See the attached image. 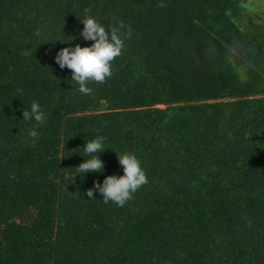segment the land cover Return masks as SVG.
<instances>
[{
    "label": "trees",
    "instance_id": "16d2710c",
    "mask_svg": "<svg viewBox=\"0 0 264 264\" xmlns=\"http://www.w3.org/2000/svg\"><path fill=\"white\" fill-rule=\"evenodd\" d=\"M85 9L130 34L87 95L55 63L90 45L72 39ZM243 11L241 0H0V264H264V24L253 13L241 29ZM33 101L42 122L23 120ZM96 136L105 170L83 178ZM124 151L147 183L123 207L89 200L94 182L123 175Z\"/></svg>",
    "mask_w": 264,
    "mask_h": 264
},
{
    "label": "clouds",
    "instance_id": "9594fccd",
    "mask_svg": "<svg viewBox=\"0 0 264 264\" xmlns=\"http://www.w3.org/2000/svg\"><path fill=\"white\" fill-rule=\"evenodd\" d=\"M79 20L83 29L78 37L72 39L82 37L84 41L91 42L90 45L81 47L76 44L74 47L62 48L55 56V63L62 70H71L70 79L78 85L77 91L87 95L91 92L88 87L90 83H103L111 76L113 61L122 54L125 40L130 38V34L124 35L125 26L122 22L106 29L87 9L84 10L83 19ZM45 119V113L36 101L31 103L28 110H23V120L39 123ZM31 134L36 136L37 132L33 131ZM104 143L103 136L85 140L83 155H80L83 162L75 168L79 173H83V178L90 173L103 174L105 163L101 159V153L105 152ZM115 153L123 175H109L102 182H94L93 188L89 189L86 195L91 200L95 199L94 194L98 193L102 197V203L111 201L116 206L123 207L132 199L133 194L147 183V176L141 161L134 153Z\"/></svg>",
    "mask_w": 264,
    "mask_h": 264
},
{
    "label": "rangeland",
    "instance_id": "374dc122",
    "mask_svg": "<svg viewBox=\"0 0 264 264\" xmlns=\"http://www.w3.org/2000/svg\"><path fill=\"white\" fill-rule=\"evenodd\" d=\"M241 2L244 9V14L237 21L241 29L248 31L252 27L250 17L253 13L260 15V22L264 24V0H241ZM233 56V53L229 54V57L232 60Z\"/></svg>",
    "mask_w": 264,
    "mask_h": 264
}]
</instances>
